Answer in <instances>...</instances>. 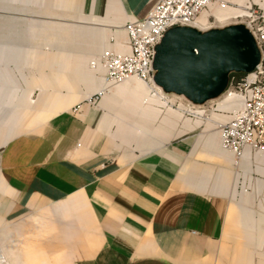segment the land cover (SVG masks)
Segmentation results:
<instances>
[{
    "label": "crops",
    "instance_id": "crops-1",
    "mask_svg": "<svg viewBox=\"0 0 264 264\" xmlns=\"http://www.w3.org/2000/svg\"><path fill=\"white\" fill-rule=\"evenodd\" d=\"M156 1L83 0V5L76 1L80 13L94 14L91 19L81 17L79 23L85 20L89 26L78 28L91 38V44L96 47L95 54H80L77 59L81 63L92 62L94 55H102L114 46L110 40L116 39L117 31L124 33L122 42L125 44V22L134 16L147 14ZM232 1L238 4V8H228L237 14L228 22L242 13L246 0ZM214 10L215 6L210 13ZM26 60L28 63L29 59ZM101 66L93 70V77L105 73L103 66L98 71ZM150 89L147 103L154 101L166 106L162 98ZM113 92L105 101L115 95ZM88 95L82 98L87 99ZM73 106L50 118L39 134L11 138L3 145L0 183L14 193L11 202L17 213L65 199L68 200L62 203L76 205L71 208L84 204L87 212H78L70 219L66 217L70 208L63 213L36 215V221L32 218L34 215L26 216L19 222L32 218L36 229L45 226L44 231L35 235L39 238L37 242H44L55 253L56 249L62 248L57 253L66 254L70 264L71 250L65 249L70 242L81 256L78 264H205L208 257L217 251L216 242L225 233V204L221 197H217L219 195L199 190L204 185L192 183V169L196 163L192 155L201 146L209 155L233 165V156L220 149L214 136L217 133L209 131L206 137L200 136L202 119L199 118L198 123L197 120H188L187 127L192 131L197 128L201 137L193 151L194 144L187 137L192 132L185 130L183 122L177 126L173 120L165 118L163 124L172 130L176 128V137L160 130V139H148L150 143L147 147L142 146L141 155L134 159L124 154L111 155L100 151L94 135L87 137L94 123L90 120L88 105H83L79 112H74ZM162 109L179 112L174 115L183 118L180 111L167 107ZM145 112L146 116L154 115L156 118L161 114L152 108ZM206 126L212 130L214 118ZM205 129L202 132L205 133ZM241 164L250 169L254 164L262 165V169L257 167V173L263 176L259 182L264 185V154L247 152ZM252 175V171L244 175L239 187L243 192L249 188ZM232 201L236 205V211L233 210L230 218L234 232L231 230L227 235L243 237L244 231L238 228L244 220V212L238 205V199ZM69 219L76 223L68 225L66 221ZM38 222L43 226L37 225ZM226 252L224 260L227 261L228 247Z\"/></svg>",
    "mask_w": 264,
    "mask_h": 264
},
{
    "label": "rangeland",
    "instance_id": "rangeland-1",
    "mask_svg": "<svg viewBox=\"0 0 264 264\" xmlns=\"http://www.w3.org/2000/svg\"><path fill=\"white\" fill-rule=\"evenodd\" d=\"M76 1L83 5V0H0V152L11 138L39 134L50 118L70 110L75 103L88 100L82 97L101 91L104 73L96 77L91 75L96 69L92 67V62L99 61L101 55H94L92 62L81 63L77 59L80 54H95L96 47L91 44V38L78 28L89 26L85 20L79 23L81 17L91 19L94 14L80 13ZM221 9L224 10L215 6L212 13L209 11L210 14H206L208 17L214 15L221 26L231 23L234 19L221 22L217 18ZM110 35H113L112 31ZM26 59H29L28 63ZM118 88H114V92ZM143 91L136 89L119 96L112 94L108 101L104 96L95 104L85 103L90 108V120L94 122L87 137L94 135L95 144L101 152L124 154L134 159L141 155L140 148L150 143L148 139H160V130L176 137V128L172 130L163 124V119L169 118L177 126L183 122L185 130L192 132L187 137L193 142L194 151L201 138L200 131L197 128L193 131L189 129L188 119H179L174 115L179 112L162 109L166 106L154 101L147 103L149 94ZM167 97L174 99L173 96ZM178 105V101L173 102L174 109ZM149 108L159 110V118L146 116L144 112ZM162 110H165L164 113ZM202 122H205L204 119ZM203 129H200V136L203 137L209 131L214 132L213 128L208 130L207 126L205 133ZM193 155L196 163L192 169V183L195 186L204 185L199 190L213 196L219 195L217 197H221L225 204V233L216 242L217 251L208 257L205 264H264V185L259 182L263 176L257 173V167L262 169L263 166L254 164L252 169L243 167L235 157H232L233 165H230L209 155L201 146ZM227 155L231 156L229 152ZM248 170L253 172V180L243 192L239 187L244 175L250 172ZM204 171H207L206 174ZM0 185V250H5L11 264H70L66 254L57 253L62 248L56 249L55 253L44 242H37L39 238L35 235L44 231L45 226L36 229L32 218L36 221V215L63 213L76 205L62 203L68 200L65 199L17 213L11 202L14 193L5 184ZM232 199L239 200L238 205L244 212V220L238 228L244 231L243 237L231 238L227 235L232 230L230 218L236 208ZM79 205L66 212L69 213L66 217L71 219L78 212L85 214L86 206L82 203ZM26 216L33 217L20 223ZM70 219L66 221L68 225L76 223ZM37 225L43 226L40 222ZM226 247L229 249L227 261L224 260L227 258ZM74 248L72 242L65 245L66 250H71L72 264H78L81 256Z\"/></svg>",
    "mask_w": 264,
    "mask_h": 264
},
{
    "label": "built area",
    "instance_id": "built-area-1",
    "mask_svg": "<svg viewBox=\"0 0 264 264\" xmlns=\"http://www.w3.org/2000/svg\"><path fill=\"white\" fill-rule=\"evenodd\" d=\"M214 6L228 8L238 4L232 0H157L147 14L130 18L123 26L127 33L126 49L109 48L103 52L101 61L105 66L106 88L89 100L75 104L73 111L79 112L84 103H97L109 88L131 78L158 86L155 83L154 59L156 46L165 33L174 26H194L202 31L225 26L219 25L214 15L208 17L210 26L206 29L196 25L198 18ZM228 24H243L254 36L261 53L255 70L232 72L225 91L204 104H195L184 95L167 93L158 87L166 96H173L175 101L192 107V111L200 109L207 113H222L223 104H238L229 112L228 119L217 126V131L221 147L241 160L248 150L264 153V4L246 0L242 13Z\"/></svg>",
    "mask_w": 264,
    "mask_h": 264
},
{
    "label": "water",
    "instance_id": "water-1",
    "mask_svg": "<svg viewBox=\"0 0 264 264\" xmlns=\"http://www.w3.org/2000/svg\"><path fill=\"white\" fill-rule=\"evenodd\" d=\"M260 60L256 40L243 24L207 31L174 26L156 46L155 83L167 93L204 104L225 91L232 72L249 73Z\"/></svg>",
    "mask_w": 264,
    "mask_h": 264
},
{
    "label": "bare ground",
    "instance_id": "bare-ground-1",
    "mask_svg": "<svg viewBox=\"0 0 264 264\" xmlns=\"http://www.w3.org/2000/svg\"><path fill=\"white\" fill-rule=\"evenodd\" d=\"M36 1H41V0H36ZM261 2L262 3H264V0H261ZM222 10V9H221ZM207 13V12H206ZM206 13H204V14H202L199 18H198V20H197V23H196V25L200 28L201 27V29H206L207 27H209L210 26V24H208V22H209V20L207 19L208 18V16H207V14ZM239 13V12H238ZM235 14H237V12L236 11H234L233 9L231 10V9H229V8H224V10H222V11H220L219 12V14H218V16H217V18L218 19H220V21L221 22H225V21H228L233 15H235ZM124 31H125V29H124ZM125 33H126V31H125ZM126 35H127V33H126ZM112 39L113 38H111V43L114 45L113 47H111V48H117V49H120V50H125L126 49V42H127V40L125 41V44H123V42H122V39H125L124 38V33L123 32H121V31H117V33H116V39H115V41L113 42L112 41ZM117 40V41H116ZM102 55H103V53H102ZM102 55H101V57H100V59H99V61H94V62H92V67L93 68H97L99 65H102L103 66V68H104V70H105V66H104V64L102 63V61H101V58H102ZM102 66L98 69V71H100L101 69H102ZM103 78H104V76H103ZM103 87H105L106 88V83H105V81H104V79H103ZM101 88L100 90H103L104 88ZM116 87H119L117 90H116V92H115V95L116 96H119V95H123V94H125V91H126V93H128V92H131V91H134V90H136V89H142V90H144V91H146L147 93H150V91H151V89L150 88H152L153 89V91H154V93L156 94V95H158V96H160L161 98H162V100H163V102L166 104V107L167 108H169V109H171V110H175V111H180L183 115V117H185L186 119H188V120H192V121H194V120H197V123L198 122H200V119L199 118H201V119H204V124L202 125V127H204V128H206V122H208V120L209 119H211L212 117L214 118V124H215V126H214V132H216L217 133V135H214L215 136V139L216 140H218V144H219V147H220V149H222V150H224L222 147H221V144H220V140L218 139L219 138V133H218V131L217 130H215L216 128H217V126L220 124V123H222V122H224V121H226L227 119H228V117H229V112L230 111H232V110H234L237 106H238V104H236V103H232V104H229V103H226V104H223L222 105V110H223V112L222 113H215V112H210V113H207V112H205V111H203V110H200V109H198V110H194V111H192V107H190V106H188V105H186V104H184V103H182V102H180L179 103V105H178V108L177 109H174L173 108V102L175 101L174 99H170L169 97H167L166 96V94L158 87V86H155V85H150V84H148V83H146V82H144V81H141V80H139V79H137V78H131V79H128V80H126V81H124V82H122V83H120V84H118V85H115V86H113V87H111V88H109V90L106 92V94H104L103 95V97L104 96H108V95H110L111 93H112V90L114 89V88H116ZM143 91V92H144ZM108 93V94H107ZM133 93V92H132ZM93 95H88V97H87V99L89 100L91 97H92ZM103 97H102V99H103ZM156 98V97H155ZM30 99V98H29ZM110 99V98H109ZM29 101V100H28ZM148 102V101H147ZM85 104V103H84ZM84 104H82V106L84 105ZM88 104V103H87ZM28 105V104H27ZM33 107H35V105L33 104ZM27 108V107H26ZM32 109V108H31ZM33 110V109H32ZM145 113H147V112H145ZM144 113V114H145ZM218 136V137H217ZM224 151H226V150H224ZM226 152H228V151H226ZM247 152H250L251 154H258V153H252L251 151H246V153ZM230 153V152H229ZM246 153L244 154V156H243V158L245 157V155H246ZM231 155H233L232 153H230ZM261 155L262 154H264V153H260ZM251 156V155H250ZM233 157H234V155H233ZM242 158V159H243ZM242 159L240 160V161H242ZM4 215V214H3ZM55 251V250H54ZM0 264H11V261H10V259L8 258V256H7V254H6V252H5V250H0Z\"/></svg>",
    "mask_w": 264,
    "mask_h": 264
}]
</instances>
